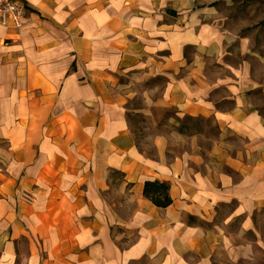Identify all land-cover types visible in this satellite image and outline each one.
<instances>
[{
	"label": "crops",
	"instance_id": "0c3cea01",
	"mask_svg": "<svg viewBox=\"0 0 264 264\" xmlns=\"http://www.w3.org/2000/svg\"><path fill=\"white\" fill-rule=\"evenodd\" d=\"M25 1L22 28L0 25V264H239L264 209V104L247 95L245 65L214 77L236 41L216 32L211 9ZM139 113L153 153L140 148ZM183 117L205 122L184 131ZM156 180L170 186L168 207L144 194Z\"/></svg>",
	"mask_w": 264,
	"mask_h": 264
},
{
	"label": "rangeland",
	"instance_id": "374dc122",
	"mask_svg": "<svg viewBox=\"0 0 264 264\" xmlns=\"http://www.w3.org/2000/svg\"><path fill=\"white\" fill-rule=\"evenodd\" d=\"M196 4L199 7H209L212 11L213 21L215 22L216 32H221L225 36H232L236 41L234 47V55L223 54L222 59L224 64L216 61L213 64L214 77L217 79L219 75H228L230 72L225 65L239 66L245 65V73L248 81L252 84L251 90L247 91V95L253 100L264 104V0H196ZM211 15H209L210 17ZM237 56V58H235ZM239 56V59H238ZM224 66V67H223ZM142 87V86H141ZM226 87H218L214 91L215 100L219 101L222 96L226 95ZM229 100L219 103L220 106L227 105ZM131 106L138 107L141 105V99L139 96L134 98ZM162 117L175 116L174 110H167L162 112ZM181 120V118H178ZM134 126L141 129L140 137L143 141L139 142L140 148H145L149 152L153 153L158 150L159 143L156 141H146L143 134L145 127H150V120L144 113H139L132 118ZM204 123V120L196 119L193 122H189L188 118L183 117L182 123L186 124L185 129H194L191 123L195 125L196 129L200 128V124ZM211 127L212 133H215L216 126L213 120L210 118L207 120ZM199 123V124H198ZM191 127V128H190ZM167 149L173 148L175 140L170 135H167ZM141 140V139H140ZM182 146H186L187 142L182 141ZM118 211L123 216H128L133 206L120 205L117 207ZM234 209L233 203L220 207L216 210V221L212 224H221V216L232 212ZM240 224L239 219L231 223V229L236 230ZM116 233H122L129 230V239H136L137 231L135 229H128L122 225H118L114 228ZM244 242L250 246V250L245 254L243 260L239 264H264V209L254 216L251 229L245 235ZM262 240V248H258V245ZM215 264H224L221 261H216Z\"/></svg>",
	"mask_w": 264,
	"mask_h": 264
},
{
	"label": "built area",
	"instance_id": "2783aa9c",
	"mask_svg": "<svg viewBox=\"0 0 264 264\" xmlns=\"http://www.w3.org/2000/svg\"><path fill=\"white\" fill-rule=\"evenodd\" d=\"M28 11L25 0H0V25L20 29Z\"/></svg>",
	"mask_w": 264,
	"mask_h": 264
},
{
	"label": "trees",
	"instance_id": "16d2710c",
	"mask_svg": "<svg viewBox=\"0 0 264 264\" xmlns=\"http://www.w3.org/2000/svg\"><path fill=\"white\" fill-rule=\"evenodd\" d=\"M189 121L193 122V118H188ZM199 124V123H198ZM169 184L164 181H147L144 187V194L154 204L159 207L165 208L172 204L173 200L169 194Z\"/></svg>",
	"mask_w": 264,
	"mask_h": 264
}]
</instances>
